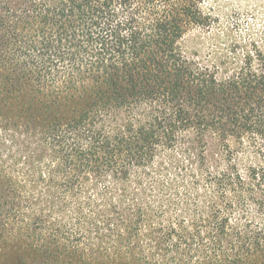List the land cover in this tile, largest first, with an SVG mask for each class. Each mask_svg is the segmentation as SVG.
Returning a JSON list of instances; mask_svg holds the SVG:
<instances>
[{
    "label": "trees",
    "instance_id": "obj_1",
    "mask_svg": "<svg viewBox=\"0 0 264 264\" xmlns=\"http://www.w3.org/2000/svg\"><path fill=\"white\" fill-rule=\"evenodd\" d=\"M223 12L0 0V216H51L43 264H264V45L213 55ZM32 168L51 191L25 216Z\"/></svg>",
    "mask_w": 264,
    "mask_h": 264
},
{
    "label": "rangeland",
    "instance_id": "obj_2",
    "mask_svg": "<svg viewBox=\"0 0 264 264\" xmlns=\"http://www.w3.org/2000/svg\"><path fill=\"white\" fill-rule=\"evenodd\" d=\"M217 4L224 10L222 28L225 29V34H221L220 42L213 36V55L220 52L225 47L224 44H230L233 41L246 44L253 40L264 45V0H217ZM203 35L205 34L200 29L191 31L186 37L187 46L191 49L201 47L198 37ZM164 166H167L166 158L161 155L156 159L153 168L162 169ZM34 171V168L24 169L23 176L19 179L23 191L22 203L25 216L32 215L30 207L44 205L49 198L48 192L51 191L50 176L46 174L47 176L41 177L40 170H36L35 173ZM161 179L162 177L159 178ZM42 218L44 222L39 219L37 220L38 225L31 223L34 230L27 227L19 229V235L15 238L16 232L14 231L18 229L0 216V264H20L18 257L22 252H24L23 259L30 264H43L51 261V234L49 230L45 231L40 228L44 227L43 224H51V216L48 217L49 222H46L44 217ZM15 251L18 255L11 257V253Z\"/></svg>",
    "mask_w": 264,
    "mask_h": 264
}]
</instances>
